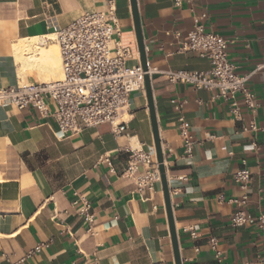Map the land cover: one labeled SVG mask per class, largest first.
I'll return each mask as SVG.
<instances>
[{
    "label": "crops",
    "instance_id": "obj_1",
    "mask_svg": "<svg viewBox=\"0 0 264 264\" xmlns=\"http://www.w3.org/2000/svg\"><path fill=\"white\" fill-rule=\"evenodd\" d=\"M175 1L136 0L146 60L160 71H208L206 58L179 52L194 18L204 14L206 30L228 42L236 73L250 76L259 106L253 116L239 102L235 119L216 90L151 77L180 261L261 264L264 232L232 228L230 201L243 195L233 175L245 166L251 174L246 211L264 215V0H181L180 7ZM106 9V0H0V89L22 80L17 46ZM115 16L123 37L135 38L129 0H116ZM50 46L56 48H42ZM39 69L31 68L27 81H41ZM172 100L183 102L190 124V158L182 157ZM126 122L117 138L103 124L58 140L53 119L33 108L0 106V264H175L161 183L140 193L124 174L135 147L156 160L145 93L131 95ZM84 202L93 214L90 231L80 214Z\"/></svg>",
    "mask_w": 264,
    "mask_h": 264
},
{
    "label": "built area",
    "instance_id": "obj_2",
    "mask_svg": "<svg viewBox=\"0 0 264 264\" xmlns=\"http://www.w3.org/2000/svg\"><path fill=\"white\" fill-rule=\"evenodd\" d=\"M106 2V12L83 13L66 27L58 28L54 34L39 39L40 47L56 44L60 59V79L19 82L1 88L0 106H10L17 110L33 108L43 118L53 119L56 125L54 134L58 140L79 135L86 129L103 124H108L110 133L117 138L126 131L131 95L145 93L146 76L151 80L152 76L160 75L170 84L189 85L195 90H216L215 98H221L229 104L230 114L235 119L240 114L239 102L250 114L256 115L259 106L248 87L250 76L236 73V67L228 59V42L206 30V15L194 18L192 30L180 40L179 52H196L206 58L210 63L208 71H160L152 67L148 60L143 69L135 38H124L118 27L116 0ZM175 6L180 7L181 0H176ZM174 36L180 39L178 32ZM171 103L182 142V157L190 158L195 141L190 133V124L183 114V102L172 100ZM251 130H256L254 122ZM211 138L209 136L207 139ZM128 153L124 174L132 178L137 192H154L155 184L160 182L156 160L141 147H135ZM162 155L166 169L167 160L163 151ZM250 179L251 174L245 166L233 175L243 195L230 201L236 206L230 226H254L264 232V215L252 216L246 211ZM80 214L90 231L94 219L89 203H83ZM106 226L108 228L111 224ZM209 243L218 255L217 239L212 237Z\"/></svg>",
    "mask_w": 264,
    "mask_h": 264
},
{
    "label": "water",
    "instance_id": "obj_3",
    "mask_svg": "<svg viewBox=\"0 0 264 264\" xmlns=\"http://www.w3.org/2000/svg\"><path fill=\"white\" fill-rule=\"evenodd\" d=\"M129 1H130L131 14H132V19H133V29L135 33L137 49L140 54V62H141L143 69H145V61H146L145 52H144L145 47L143 44V37L141 33V25L139 21L136 0H129ZM145 95L147 97V102H148L149 117H150L153 140H154V145H155V156H156V162L158 164L160 183H161V187L163 191L165 209H166V213L168 217V224H169V231H170V236H171L174 260H175V264H181L180 256L178 252V244H177V238H176V233H175V227H174L173 218L171 214L166 169L163 165L162 149H161V144H160L158 130H157L155 111H154L153 102H152L151 82L148 76L145 77Z\"/></svg>",
    "mask_w": 264,
    "mask_h": 264
},
{
    "label": "bare ground",
    "instance_id": "obj_4",
    "mask_svg": "<svg viewBox=\"0 0 264 264\" xmlns=\"http://www.w3.org/2000/svg\"><path fill=\"white\" fill-rule=\"evenodd\" d=\"M23 46L25 47V41H24V45L23 43H21L19 46L15 48V55L17 58V62L19 64H21L24 67H27V66H31L34 63V65L40 68L42 71L44 69L49 70L50 74L51 72L54 73L58 71L59 55L57 53V49L54 46H50L47 49L38 46V48H41L39 53L30 54V55H24Z\"/></svg>",
    "mask_w": 264,
    "mask_h": 264
},
{
    "label": "rangeland",
    "instance_id": "obj_5",
    "mask_svg": "<svg viewBox=\"0 0 264 264\" xmlns=\"http://www.w3.org/2000/svg\"><path fill=\"white\" fill-rule=\"evenodd\" d=\"M52 44H54L56 46L55 43H52ZM23 45H24V43H23ZM23 49H24L23 52H25L26 55H30V54H38L41 48H38V39H32L30 41L25 42V47L23 46ZM56 49H57V53H58L57 46H56ZM33 65H34V63H33ZM33 65L27 66V67H24L21 65V71H20V76L22 78L21 82H23V83L29 82V81H27V75H29L30 69L31 68H34V69L38 68L37 66H33ZM40 71H41V74H40L39 78H40L41 82H49V81H54V80L60 79V77H61L60 59H59L58 71H56L54 73L51 72V74H50V71L47 69H44L43 71L40 70ZM45 71H47V72H45Z\"/></svg>",
    "mask_w": 264,
    "mask_h": 264
}]
</instances>
